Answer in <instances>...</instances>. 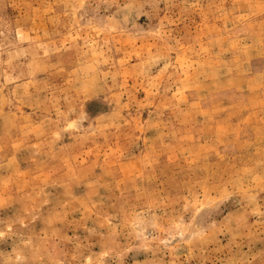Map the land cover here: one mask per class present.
Returning a JSON list of instances; mask_svg holds the SVG:
<instances>
[{"label": "rangeland", "instance_id": "obj_1", "mask_svg": "<svg viewBox=\"0 0 264 264\" xmlns=\"http://www.w3.org/2000/svg\"><path fill=\"white\" fill-rule=\"evenodd\" d=\"M0 264H264V0H0Z\"/></svg>", "mask_w": 264, "mask_h": 264}]
</instances>
